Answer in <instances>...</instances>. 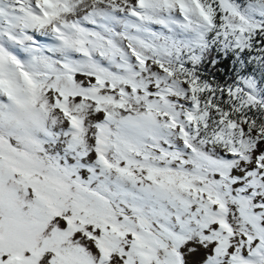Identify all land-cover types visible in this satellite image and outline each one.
<instances>
[{"label":"snow or ice","instance_id":"snow-or-ice-1","mask_svg":"<svg viewBox=\"0 0 264 264\" xmlns=\"http://www.w3.org/2000/svg\"><path fill=\"white\" fill-rule=\"evenodd\" d=\"M0 264H264V0H0Z\"/></svg>","mask_w":264,"mask_h":264}]
</instances>
